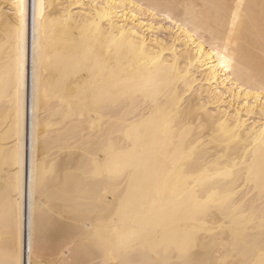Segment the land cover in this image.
Returning <instances> with one entry per match:
<instances>
[{
  "label": "bare ground",
  "instance_id": "1",
  "mask_svg": "<svg viewBox=\"0 0 264 264\" xmlns=\"http://www.w3.org/2000/svg\"><path fill=\"white\" fill-rule=\"evenodd\" d=\"M11 2L0 0V258L13 239L12 206L19 180L24 211L22 259L27 264V215L31 203L28 187L33 158L31 18L29 15L25 37L27 79L17 106L7 74L14 54ZM45 3L49 8L43 34L46 49L43 81L49 96L39 112V166L44 203L54 210L57 218L52 217L51 222L46 219L41 227L43 259L61 264L76 258L68 248L75 235L74 220L80 224L88 222L93 230L99 227L107 234L110 225L98 224L97 216L91 214L105 188L106 201L114 212L125 197L130 198L134 208L139 207L146 192L147 176L154 180L167 178L178 184L175 199L179 203L185 185L191 187L206 179L200 176L202 171H220L234 159L243 160L249 149L256 154L259 170L260 146L256 141L264 130L260 123L264 99L258 96L259 84L264 79V0H45ZM237 4L243 5L242 23L238 35L233 37V46L229 47L228 56L234 63L225 70L220 67V55L231 23L230 13ZM104 5L111 7L105 9ZM98 11L107 12L112 22L101 20L96 15ZM164 16H171L176 24L163 19ZM94 21L101 25L99 32ZM121 31L125 33V43L109 51L108 44ZM132 33L138 36L133 37ZM127 41L143 45V54ZM98 55L107 65L103 74L93 71ZM153 58H160L163 64L153 66ZM164 65H175L172 78L190 73L191 85L188 87L179 80L169 87L166 79L162 81L161 87L168 92L169 99L161 97V106L179 103L178 98H182L181 109L187 114L175 133L167 135L162 125L147 122L154 108L152 100L125 95L128 89L121 84L131 80L142 82L149 72L171 73ZM102 90L112 92L113 99L93 106V97ZM62 100L73 104L71 111ZM185 128L190 135L184 132ZM233 130L242 135L241 140L233 138ZM177 150L192 152L195 163L189 161L182 171L173 172L165 168V155L171 158ZM106 151L114 163L130 155L136 167L121 179L98 182L85 179L83 170H91L90 157L97 153L103 157ZM246 177L247 170L242 178ZM236 183L218 179L212 185L223 194H231L234 203L222 213L214 212L199 225L204 229L202 235H207L206 242L200 241L207 250L200 254L201 259L237 261L241 259L239 249L259 238L258 185L240 183L243 191L239 192ZM143 202L150 206V201ZM236 205L244 207L249 219L242 222L246 227L240 229L235 247H224L221 237L225 229L221 225L233 223ZM183 219L178 215L169 222L170 235L179 238L186 226L181 223ZM156 222V217H150L143 221V226L150 231ZM213 228L217 231H211ZM253 252L249 250L250 256ZM96 259L102 261L104 253L98 252Z\"/></svg>",
  "mask_w": 264,
  "mask_h": 264
},
{
  "label": "snow or ice",
  "instance_id": "2",
  "mask_svg": "<svg viewBox=\"0 0 264 264\" xmlns=\"http://www.w3.org/2000/svg\"><path fill=\"white\" fill-rule=\"evenodd\" d=\"M12 34L14 36V54L11 57V63L8 69V80L11 88L14 90V99L19 106L20 95L26 85L27 79V61H26V26L31 18V92H32V179L28 187L30 196V206L28 208V235H27V264H53L42 258L43 239L41 227L46 219L51 222V218L56 215L54 210L44 203L43 196V177L39 166V112L42 103L49 96L48 88L43 81V72L45 67L46 49L43 42V34L46 31V23L49 6L45 0H12L10 4ZM95 7L99 8L100 5ZM105 9L110 5H104ZM226 7V6H225ZM236 10L230 13L231 23L228 25L227 38L223 41V55L219 50L220 67L228 70L230 65L234 63L233 59L228 56L229 47L232 45L233 37L237 36V29L242 23V4H237ZM101 20L112 22V17L107 13H96ZM172 24H176L175 19L171 16H164ZM127 20V15H125ZM95 24V21L93 22ZM99 32L101 25L95 24ZM123 28V25L120 26ZM179 27V25H177ZM133 37L138 33H132ZM125 43V33L121 31L119 37H113L108 44L111 51L113 46L121 47ZM129 46L139 47L141 54L144 52V46L136 44L133 41H127ZM219 48V42L217 43ZM189 61V67L191 66ZM163 64L160 58H153L152 65L158 66ZM170 68L169 72H149L142 82L135 80L122 81L128 91L125 95L135 97H143L145 100L151 99L154 105L152 114L147 118L148 123H155L163 126L165 134H174L185 119L187 114L182 112L181 105L183 99H179V103L162 105L161 97L164 100L169 99L167 91L162 89L161 84L165 79L170 87L172 84L183 80V83L191 87L189 84L190 73H183L182 76L172 78L176 73L175 65H164ZM93 71L101 74L107 71V65L102 56L96 57ZM211 83V80H209ZM243 91V88H241ZM258 96L264 99V79L259 84ZM113 99L112 92H104L103 90L98 96H94L93 106H100L108 103ZM68 103L71 111L73 104L70 101L62 100V103ZM82 103L87 104V101ZM84 113L81 111V119ZM89 116L91 112L89 111ZM143 123V122H142ZM260 123L264 125V106L261 107ZM94 127V125H93ZM239 127V126H237ZM189 135L191 132L188 128L184 129ZM233 138L236 141L241 140L242 135L237 134L233 130ZM202 141L197 140V143ZM256 143L259 148V170H256L257 157L256 154L249 149L244 153L243 160L234 159L231 165H224L222 170L212 172L205 169L200 173L202 179L194 186L185 185L180 195L179 203L175 199L177 195L178 184L170 183L169 179H153L151 176L146 177V192L142 197L138 208H134L129 197L121 199L120 205L113 210L108 206L106 201L107 189L96 202L97 207L92 210L91 214L97 216L98 224H109L107 234L102 233L99 227L93 230L88 222L80 224L79 221H73L75 235L68 248L72 249L76 255L75 259L64 260L61 264H264V130L260 132V136ZM231 144V141H229ZM249 155L252 159L249 160ZM92 164L91 170H83L84 178L93 182L104 180H116L123 178L129 170L136 167V162L130 155H124V159L120 163H114L113 157L108 151L103 154L99 153L90 157ZM165 168H170L173 172L176 169L183 170L182 166L189 161L195 163L192 152H183L177 150L172 153L171 158L165 155ZM71 168V165L69 166ZM247 170V177H243L244 171ZM168 175H171L169 173ZM236 181V189L242 192L239 187L240 183L245 186L249 184L258 185L260 193V235L258 240H253L245 244L244 248L239 249L241 259L237 261H215L211 259H201L200 254L206 249L201 247V239L207 241V235L202 233L204 229L199 227L204 219L211 218L216 211L223 212L224 208L230 203H234L231 194H223L219 188L212 186L217 180ZM131 190V185H129ZM20 186L19 180L15 187V201L12 206V221L14 224L13 239L11 244L3 250V258H0V264H25L22 259L23 251V221L24 211L20 204ZM144 200L150 201V206L144 203ZM178 215L183 216L181 223L186 226L179 234V238L169 234L168 224L174 221ZM111 217L110 220L107 217ZM150 217H156L157 222L151 226V230L145 229L143 221ZM63 219V216H60ZM249 219V213L245 211L241 205L233 208V223L231 225H221L225 229L221 237V246L227 247L232 245L239 239L240 229L246 227L242 222ZM211 231H217L213 228ZM254 252L250 256L249 250ZM104 253V259L97 260L98 252ZM258 253V254H257Z\"/></svg>",
  "mask_w": 264,
  "mask_h": 264
},
{
  "label": "rangeland",
  "instance_id": "3",
  "mask_svg": "<svg viewBox=\"0 0 264 264\" xmlns=\"http://www.w3.org/2000/svg\"><path fill=\"white\" fill-rule=\"evenodd\" d=\"M55 216H56V215H55ZM55 216H54V218H57V217H55Z\"/></svg>",
  "mask_w": 264,
  "mask_h": 264
}]
</instances>
